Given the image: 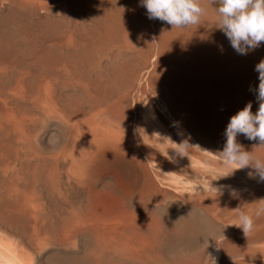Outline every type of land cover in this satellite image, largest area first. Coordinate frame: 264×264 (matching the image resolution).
<instances>
[{"label": "bare ground", "instance_id": "6f19581e", "mask_svg": "<svg viewBox=\"0 0 264 264\" xmlns=\"http://www.w3.org/2000/svg\"><path fill=\"white\" fill-rule=\"evenodd\" d=\"M200 4L172 29L141 0H0V264H264V181L218 179L264 42L238 53Z\"/></svg>", "mask_w": 264, "mask_h": 264}, {"label": "clouds", "instance_id": "9594fccd", "mask_svg": "<svg viewBox=\"0 0 264 264\" xmlns=\"http://www.w3.org/2000/svg\"><path fill=\"white\" fill-rule=\"evenodd\" d=\"M218 6L215 11L218 16V28L224 32L231 46L240 54H246L249 49L257 48L264 42V0H211ZM142 6L147 9L149 19H159L170 24L173 28H183L198 25L206 10L200 0H141ZM255 70L259 73L258 96L259 108L255 114L249 102L230 118L224 135L226 142L219 157L226 168L230 169L229 176L236 170L246 167L255 169L261 181H264V161L254 158L251 152L245 151L237 142V135L242 134L249 140H258L259 146H264V60H261ZM176 145L175 153L184 156L187 141ZM172 160L171 157H167ZM254 178V173L249 172ZM216 179V180H218ZM264 200V199H262ZM238 212V219L231 226L240 228L245 237L254 229L253 215L244 211ZM264 215V203L260 204L255 212L258 218Z\"/></svg>", "mask_w": 264, "mask_h": 264}, {"label": "rangeland", "instance_id": "374dc122", "mask_svg": "<svg viewBox=\"0 0 264 264\" xmlns=\"http://www.w3.org/2000/svg\"><path fill=\"white\" fill-rule=\"evenodd\" d=\"M215 5V8L218 6L217 4H214ZM216 16H217V14H216ZM264 47V46H263Z\"/></svg>", "mask_w": 264, "mask_h": 264}]
</instances>
